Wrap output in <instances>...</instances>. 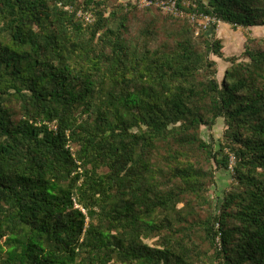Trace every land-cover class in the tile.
<instances>
[{
    "label": "trees",
    "instance_id": "trees-1",
    "mask_svg": "<svg viewBox=\"0 0 264 264\" xmlns=\"http://www.w3.org/2000/svg\"><path fill=\"white\" fill-rule=\"evenodd\" d=\"M124 1L0 0V264H264V0Z\"/></svg>",
    "mask_w": 264,
    "mask_h": 264
},
{
    "label": "rangeland",
    "instance_id": "rangeland-1",
    "mask_svg": "<svg viewBox=\"0 0 264 264\" xmlns=\"http://www.w3.org/2000/svg\"><path fill=\"white\" fill-rule=\"evenodd\" d=\"M128 1H130L133 5H137L141 11H143L148 7L142 3L143 0H125L124 2L127 3ZM154 7L157 6L154 5ZM87 18L91 19L89 16ZM197 31L198 32L201 31L199 27H197ZM217 36L223 41L224 44L223 52L225 57L236 56L244 59L243 53L245 52L248 37H252L254 39H259L261 37H264V27L242 29V28H234L229 24L220 22L218 23ZM212 58L216 60L219 65V69H220L219 79L221 81L223 79L225 71L227 70L228 67H230L231 64L216 56H212ZM224 128H225L224 121L220 119L217 126L211 132L214 135L215 140L217 141L222 140ZM204 134L208 136L209 132L207 131V129H204ZM231 182H232L231 171L222 170L217 173L216 186H213L211 188V196L215 202L218 201V199L223 198L224 193L230 188ZM154 242L151 241L150 243L154 244Z\"/></svg>",
    "mask_w": 264,
    "mask_h": 264
},
{
    "label": "built area",
    "instance_id": "built-area-1",
    "mask_svg": "<svg viewBox=\"0 0 264 264\" xmlns=\"http://www.w3.org/2000/svg\"><path fill=\"white\" fill-rule=\"evenodd\" d=\"M142 3L145 6H152V5H156L157 7H159L160 9H162L166 14H171L174 16H178V17H187L189 18V20L192 23H196L197 19L199 18L201 21L198 24L197 27H199V29H207L208 25H211L212 23H216L217 20L215 18H211L209 16H203L200 15L198 17V15L195 14H187L185 10L180 9L178 7V3L177 1H172V0H159V1H153V0H143ZM220 23V22H218Z\"/></svg>",
    "mask_w": 264,
    "mask_h": 264
}]
</instances>
